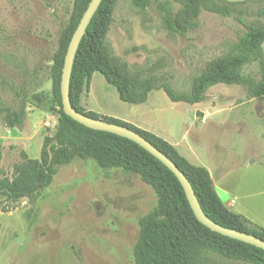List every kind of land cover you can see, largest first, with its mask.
Here are the masks:
<instances>
[{
  "label": "rangeland",
  "instance_id": "1",
  "mask_svg": "<svg viewBox=\"0 0 264 264\" xmlns=\"http://www.w3.org/2000/svg\"><path fill=\"white\" fill-rule=\"evenodd\" d=\"M156 1L161 0L139 12L116 0L106 35L110 60L134 90L145 81L187 90L189 78L228 52L242 28L203 10L195 31L171 35L161 28ZM169 1L178 8L182 0ZM73 3L0 0V101L17 104L18 92L26 112L13 129L0 122V177L11 176L22 152L38 159L44 139L57 131L60 107L50 69ZM252 3L264 7V0ZM257 71L254 63L243 74L258 78ZM78 106L85 113L126 120L174 144L188 162L211 172L223 203L232 198L237 214L252 227H264V100L249 99L238 86L218 84L195 105L173 103L162 89L132 105L120 101L94 73ZM155 206V195L137 176L75 160L58 168L50 186L35 197L0 196V264H134L138 220Z\"/></svg>",
  "mask_w": 264,
  "mask_h": 264
},
{
  "label": "trees",
  "instance_id": "2",
  "mask_svg": "<svg viewBox=\"0 0 264 264\" xmlns=\"http://www.w3.org/2000/svg\"><path fill=\"white\" fill-rule=\"evenodd\" d=\"M126 1L139 12L146 11L154 2ZM89 2L74 0L69 24L63 31L50 69L53 93L60 107L57 131L53 137L44 139L38 159L20 154L21 161L13 166L11 176L0 177V196L13 200L35 197L50 186L58 168L75 160H92L102 170L118 169L137 176L155 195V208L138 220V238L132 252L134 264H264L263 250L219 235L200 224L177 179L144 149L126 138L88 129L63 113L60 102L63 60ZM115 3L116 0L100 2L79 43L70 75L71 106L88 117L139 134L184 174L209 220L264 241V227H252L244 216L230 210L219 198L204 167L191 164L171 144L151 132L112 117L85 113L78 106L79 96L87 89L94 73L100 74L116 90L120 101L132 105L144 103L150 92L160 89L173 103L195 105L218 84L238 86L249 99L264 100V7L254 8L252 0H182L178 8L169 0L156 1L161 28L168 34L183 37L195 31L203 10L233 19L242 31L228 52L207 62L189 78L187 90L175 91L171 85H155L151 81H145L134 90L128 77L110 60L106 35ZM254 63L258 66V78L244 75L243 69ZM15 96L20 99L12 106L0 101V122L8 129L19 126L26 115L24 97L18 92Z\"/></svg>",
  "mask_w": 264,
  "mask_h": 264
},
{
  "label": "water",
  "instance_id": "3",
  "mask_svg": "<svg viewBox=\"0 0 264 264\" xmlns=\"http://www.w3.org/2000/svg\"><path fill=\"white\" fill-rule=\"evenodd\" d=\"M101 1L102 0H90L67 46V50L63 60L60 82V102L63 113L73 121L88 129L108 132L126 138L140 146L174 175L184 192L185 198L194 217L200 224L219 235L234 239L236 241H240L245 244H249L264 251V241L252 235L222 227L209 220L202 212L200 205L194 195V192L184 174L170 159H168L164 154L157 150L151 143L146 141L139 134L126 127L115 124H108L102 122L101 120L93 119L77 112L71 106L69 100V83L74 57L79 43L85 34L86 28Z\"/></svg>",
  "mask_w": 264,
  "mask_h": 264
},
{
  "label": "crops",
  "instance_id": "4",
  "mask_svg": "<svg viewBox=\"0 0 264 264\" xmlns=\"http://www.w3.org/2000/svg\"><path fill=\"white\" fill-rule=\"evenodd\" d=\"M263 45H264V44H263ZM121 121H123V122H125V123H128V124H131V123L127 122L126 120H122V119H121ZM131 125L137 127L136 124H131ZM137 128L142 129V128H140V127H137ZM142 130H144V129H142ZM152 132H153V131H152ZM154 133H155V132H153V134H154ZM155 134H156V133H155ZM156 136H158V135H156ZM158 137H159V136H158ZM169 144H170V143H169ZM172 146H174V144H172ZM206 170H207V169H206ZM207 171H208V170H207ZM208 173H209L210 176H211V172L208 171ZM125 174H126V173H125ZM214 187H215V190L218 191V189H217V187H216L215 185H214ZM222 193H223L224 195L226 194V193H224V192H222ZM228 199H229V200H228ZM227 200H228V201H227ZM226 201H227V202H226ZM224 204H225L226 206H228V208H229L230 210H232L233 212H235V210L233 209L234 206H233L232 208L230 207L231 204L234 205V201H233L232 198H231V199H230V198H226V200L224 201ZM235 213H236V212H235Z\"/></svg>",
  "mask_w": 264,
  "mask_h": 264
}]
</instances>
